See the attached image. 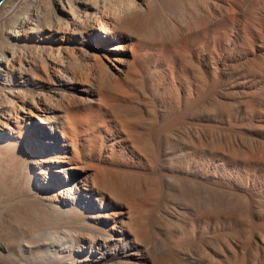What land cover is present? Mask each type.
Instances as JSON below:
<instances>
[{
    "label": "bare ground",
    "instance_id": "1",
    "mask_svg": "<svg viewBox=\"0 0 264 264\" xmlns=\"http://www.w3.org/2000/svg\"><path fill=\"white\" fill-rule=\"evenodd\" d=\"M150 1L0 3V264H161L154 256L175 264L172 246L146 239L133 205L119 200L102 177L104 167L115 163L143 177L139 164L117 158L123 133L103 102L113 92L111 85L123 86L136 64L135 27L150 11ZM241 4L246 22L243 60L250 64L264 56V34L258 35L260 29L264 32V0ZM220 16L227 22L224 13ZM254 80L264 96V73ZM240 88L249 103L254 83L247 76ZM153 95L124 93L117 99L120 110L127 112L149 114L153 108L149 134L159 140L165 126L161 118L171 106ZM184 98L187 105L194 101ZM99 113L103 121L97 119ZM253 114L246 113L249 122ZM258 118L264 123V103ZM184 126L191 141L185 174L198 179L194 123ZM156 158L150 174L159 170ZM202 177L210 178L207 173ZM152 185L158 188L160 181ZM174 206L185 212L171 222L174 227L179 223L193 245L203 233L210 234L214 221L199 213L200 205ZM247 214L255 218L250 201ZM242 215L234 211L231 218L245 224ZM224 247L222 264L227 263ZM260 255L264 257V246Z\"/></svg>",
    "mask_w": 264,
    "mask_h": 264
},
{
    "label": "rangeland",
    "instance_id": "2",
    "mask_svg": "<svg viewBox=\"0 0 264 264\" xmlns=\"http://www.w3.org/2000/svg\"><path fill=\"white\" fill-rule=\"evenodd\" d=\"M150 4V11L135 27L136 64L123 86L111 85L113 92L103 102V109L116 118L123 133L117 158L139 164L143 177L140 180L137 173L115 163L103 169L105 186L119 200L133 205L146 239L155 237L172 246L175 264H222L224 246L226 264H264L260 255L264 246V123L258 118L264 96L254 80L258 72L264 73V56L250 64L243 60L246 22L241 0H151ZM263 34L260 29L259 37ZM167 44L169 48L163 50ZM247 76L254 83L249 103L240 88ZM146 92L171 106L161 118L165 126L159 140L149 134V124L155 120L153 108L149 114L119 108L120 95ZM184 95L193 98L191 105ZM247 112L255 114L250 122ZM97 119L103 121L101 113ZM191 122L198 179L185 174L191 141L183 125ZM136 152L142 155L140 159ZM155 158L159 170L150 174ZM153 181H160V187L153 186ZM249 201L254 219L247 214ZM174 203L200 205L199 213L214 221L210 234L203 233L205 225H201L202 236L194 245L188 241L179 223L174 227L171 222L185 212ZM234 211L243 214L245 224L231 218ZM178 239L183 243L178 244ZM258 239L263 240L260 246ZM154 259L169 264L162 257Z\"/></svg>",
    "mask_w": 264,
    "mask_h": 264
},
{
    "label": "water",
    "instance_id": "3",
    "mask_svg": "<svg viewBox=\"0 0 264 264\" xmlns=\"http://www.w3.org/2000/svg\"><path fill=\"white\" fill-rule=\"evenodd\" d=\"M3 0H0V3L2 2Z\"/></svg>",
    "mask_w": 264,
    "mask_h": 264
}]
</instances>
